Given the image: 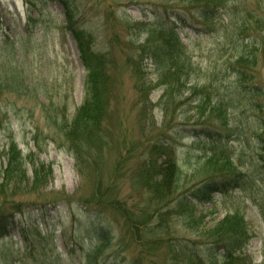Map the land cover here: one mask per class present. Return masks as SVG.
Listing matches in <instances>:
<instances>
[{
    "label": "rangeland",
    "instance_id": "1",
    "mask_svg": "<svg viewBox=\"0 0 264 264\" xmlns=\"http://www.w3.org/2000/svg\"><path fill=\"white\" fill-rule=\"evenodd\" d=\"M221 1L215 14L203 19L193 13L196 3L186 0H0V183L4 184L0 211H15L0 235V264H80L87 249L98 242L94 238L91 244V237L94 228L100 227L114 233L101 257L105 261L115 258L121 264H173L167 258V241H187L202 255L199 243L206 240L203 232L222 223L226 215L235 214L244 217L249 233L242 251L246 264H264V163L259 159L264 157V142L259 139V135L264 136L259 127L264 121V0ZM64 2L78 20L72 25L82 35H93L91 51L109 52V98L102 120L106 144L100 150H85L82 170L81 162L67 148L60 124L69 123L76 115L84 100L88 72L74 32L65 26L67 21L62 22ZM171 7L178 8L184 21L195 29L184 26ZM29 14L36 19L33 24L28 23ZM135 21L161 26L151 44L162 40L159 32L165 38L175 31L183 46V60L200 68L198 77L191 72L189 84L198 78L200 83L217 79L220 84L223 81L222 86L234 85L241 76L235 67L239 66L246 76L244 84L253 89L259 86L263 93L245 97L229 112L227 123L220 125L208 109L202 115L196 112L194 105L202 95L191 90L178 93V84L172 81L167 87L174 92L167 99L171 112L165 114L160 108L165 88L157 65L141 60L140 53V72H135L128 60L149 36L144 24L128 28ZM27 30L32 31L30 37ZM250 56L255 64L237 62ZM141 85H150L148 99L155 118L152 127L149 119L141 117L140 101L145 98ZM253 103L258 108L252 107ZM164 118L169 120L165 126ZM160 130L166 132L158 137ZM196 130L209 133L212 145L227 142L230 156L242 171L241 184L224 190L216 186L208 200L191 196L188 209L179 214L173 211L174 201L168 206L157 204L169 213L163 232L157 233L163 240L158 248L145 241L142 245L138 233L148 235L143 223L157 222V216L146 218L139 212L157 208L143 189L138 172L146 148L160 137L174 142L181 177L172 198L188 189L197 191L212 174L202 168L209 151L204 155L206 136ZM13 141L25 158L21 169L24 166L27 171L25 179L7 182L2 175L6 150ZM29 155L37 167L43 166L38 168L36 183ZM93 157L102 162L96 164ZM41 168L50 170L47 180L41 178ZM186 211L200 216L198 230L185 224ZM33 224L39 233L30 230ZM25 230H29L27 237ZM121 247L122 253L117 251ZM133 251L137 258L130 261ZM185 262V258L178 260V264Z\"/></svg>",
    "mask_w": 264,
    "mask_h": 264
},
{
    "label": "trees",
    "instance_id": "2",
    "mask_svg": "<svg viewBox=\"0 0 264 264\" xmlns=\"http://www.w3.org/2000/svg\"><path fill=\"white\" fill-rule=\"evenodd\" d=\"M172 1H174V3L183 2V0ZM186 1L196 3L193 7L196 9V12L193 11V13L203 19L207 18L209 15H214L216 9L219 7V3L222 2L221 0ZM64 4L65 18L62 22L67 21L68 25L65 26L71 31V33L74 32L80 58L83 62V66L88 72L84 81V100L75 112L76 115L69 123L60 124L63 129V136L67 148L74 153L76 160L81 162L79 167L82 170L85 162V150L93 147H97L100 150L106 144V139H104V136L102 135V120H104L106 113L105 102L109 98V93L107 91V83L109 81L107 76L109 52L108 50L96 53L91 51L93 35H82L80 31L72 25V23H76L78 20L75 19L73 13L67 6L69 4H67V2H64ZM177 9L178 8L171 7L170 10L177 15L176 18L182 20L183 23L186 24L184 26H188L182 17V12ZM35 20L36 19L31 14L28 15L29 24H33ZM139 24H144L145 28L147 27L146 30L149 36L143 44H140L139 49H136L139 50L136 56H134V54L131 58L129 57L128 60L129 62H133L132 65L135 72H140L138 58L141 54V60H143L142 58L149 59L151 60V63L157 65V69H159L157 73L159 81L161 82L160 84L165 88L161 97L162 107H160L165 114H170L171 112V106H168L167 99L172 94L173 89L172 87L169 89L167 87H169V83L172 81L178 84V93L184 94L185 90H191L194 93L202 95V99L194 105L196 112L199 113V115H202L205 110L208 109L209 114L212 115V117H215L220 125H225L227 123L229 120V112L242 102L245 97L250 96L252 98V96L261 95L263 93V90L259 86L256 87V89H253L251 86H246L244 84L243 79H245L246 76L243 75V69L239 66L235 67L241 76L237 78L234 85L226 84L222 86L223 81L219 80L221 81L220 84L217 79L200 83L198 78H195L196 80L189 84L192 80L191 72H196V77H198L200 74V68L197 67L195 69L186 60H183V56L181 55L183 52V46L179 43L175 31L172 30L167 33L168 35L165 38H163V35L159 32L158 37L162 38V40L151 44L152 40H154L153 34H155L157 30L160 31L159 28L161 26L153 27L152 24L149 25L146 21H135L134 26L130 23L128 28H136ZM31 33L32 31L27 30V37H30ZM237 62H249V64H255V58L250 56L249 59L245 58L243 60H238ZM240 63L237 64L239 65ZM171 75H175L174 78H169ZM180 76H185V78H181ZM214 83L215 85H213ZM149 86L150 85H141L139 87L142 90L145 89V98H142L140 101V113L144 120L149 119V126L152 127L155 125V118L153 115L154 106L151 104L150 97V100L148 99ZM251 106L258 108L256 103H253ZM168 121L167 118H164L163 126L167 125ZM259 127L264 129V121L259 124ZM172 130L177 133V128L173 127ZM160 131L162 132L160 133ZM160 131H157L158 137L164 135L166 132L163 130ZM196 132L202 133V131L199 132L198 130H196ZM202 134H205L206 136V139L202 142L204 155L206 154V150L209 151L202 168L209 170L208 173L212 174L209 177L210 180L200 183L197 187V191H194V188L192 190L188 189L180 193L174 199L172 198V193L175 189L180 187L179 182L181 177L179 167L174 157V142L167 139L162 140V137H160L157 140L154 139L153 142L148 144L146 148V156L140 162L138 172L143 189L148 192L150 198L156 202V206L157 204L168 206L170 202L174 201L175 204L173 206V211L175 210L174 212L179 214L188 209V206L191 204V200L189 199L191 196L198 200H208L212 197L211 194L216 191V186H219V188L224 190L225 188L228 189L232 186L237 187L241 184L239 176L242 174V171L230 156L227 142L224 143L221 141L212 145L211 143L214 142L209 143V133L203 131ZM168 136L172 137L169 134ZM259 139L261 142H264L263 135H259ZM261 150L264 151V144L262 145ZM30 156L31 155L28 157L30 164L37 167L36 165L38 164L33 162L34 159L32 160ZM6 158L7 165L3 169V179L7 182H16L15 178H18L19 180L25 179L27 170H25L26 168L24 166L23 169H25H21V165L25 163V158L15 141L9 144L8 149L6 150ZM93 158H95L96 164L102 162L100 157ZM259 159L264 163V157L260 156ZM239 160L240 159H238V161ZM240 165L242 168V164ZM39 166L43 167L42 165ZM39 166L37 169H35V167L33 168L32 180L34 183L37 182V178H40L37 176V174H39L37 172ZM41 169V175L43 176L41 178L47 180L48 175L51 174L50 170H45V168ZM198 173L199 172H196V174ZM3 186L4 184L0 183L1 190ZM102 193L103 192H101V195L104 194ZM157 208L150 211V213L144 212V208L139 209V212L146 218L151 215L157 216L156 223L148 221L145 225L144 223L142 225V228H144V231L148 232V235H143L140 232L138 233V241L142 245L145 241V243H149L154 248H158L163 240V237L157 233L163 232V222L168 218L169 214L167 212L168 208H161L158 206ZM14 213V210L12 213L0 211V234L7 229L8 225L12 222ZM184 215L185 224L191 228L195 227L198 230L197 225L200 216L194 215L189 211H186ZM243 218L244 217H239L236 214L234 216L226 215L221 220L222 223L217 226L209 227L206 231L207 233L203 232L206 240L199 243V245L203 246V248H200L202 255H199L194 247L187 241H167L168 260H173V264H178V260L181 258H185V264H246V259L242 251L249 239V233L246 221ZM31 227L33 229L30 230L39 233L37 225L33 224ZM94 229L95 230L92 231L91 244L94 238L96 242H98L95 245H92L90 247L91 249H87L85 259L84 256L83 259H79L80 264H121V262L117 261L115 258L111 259V261H105L101 258L103 257L102 254L106 247L112 242V234L114 233L103 227ZM28 231L29 230L23 231L24 237H27L25 232ZM123 250V247L117 249L120 253L124 252ZM132 257L133 258H130V261L137 258V254H135L134 251L132 252Z\"/></svg>",
    "mask_w": 264,
    "mask_h": 264
}]
</instances>
